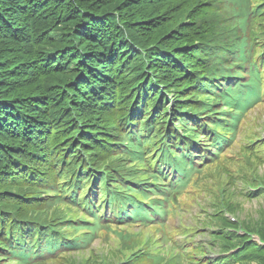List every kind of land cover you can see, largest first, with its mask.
Here are the masks:
<instances>
[{"label": "trees", "instance_id": "obj_1", "mask_svg": "<svg viewBox=\"0 0 264 264\" xmlns=\"http://www.w3.org/2000/svg\"><path fill=\"white\" fill-rule=\"evenodd\" d=\"M257 106L264 9L250 0H0V264H264V208L223 216L264 154L256 133L232 148ZM214 166L205 227L247 232L209 235L240 248L218 261L182 201ZM139 223L154 232L126 231Z\"/></svg>", "mask_w": 264, "mask_h": 264}, {"label": "rangeland", "instance_id": "obj_2", "mask_svg": "<svg viewBox=\"0 0 264 264\" xmlns=\"http://www.w3.org/2000/svg\"><path fill=\"white\" fill-rule=\"evenodd\" d=\"M261 2V0H260ZM252 5H254V3L251 0ZM247 115V119H243L242 120V124L241 126L238 128V132L235 138V142L232 146V148H235L236 146H239L240 143L242 142V144L248 140L250 137H253V133H256L259 138L262 140L264 139V108L263 107H256L251 109ZM249 122L250 125L252 124V128H254V126H256L258 123H261L262 125L257 126L255 128V130H251L252 128L250 127V129L248 130H243V126L245 125V123ZM247 131V132H246ZM235 166L237 167L238 164L236 163ZM258 173L262 174V176L264 177V167H261L257 170ZM208 173H212L213 176L212 177H208V176H204V174H196L194 176V190L197 191L198 193L201 192V190L203 189L204 191H210V193H208V198L211 199V201H209L208 199L202 198L198 205H196L198 207V215L200 218L201 223H198L196 221L193 222V224L196 227V241L200 244H204V245H211L212 243L215 242L214 245H212V248L215 250H219V246L216 244L217 242V238L215 237H211L209 235H212V233L214 231H219L225 232L229 226L226 227V224L224 221H222L221 219L217 218L214 219V221L212 222V224L210 225V227H205V222H206V215L210 214L213 215L215 213V210L217 207V204L220 200L221 197V192H222V188H219L217 186L218 181L221 178V175H219L217 173V167L214 166L211 171H208ZM246 180H250L253 181V178L251 176V173H248V176L246 177ZM238 188H237V187ZM254 186H259V182L256 183ZM234 187H236L234 190L232 189V187H230L228 189V192L225 193V198H227V195L229 194V192L233 191V194H235L236 198H233L232 203L235 204L237 202H241L243 206H241V211L240 209H238V211H240V213H234L232 214L231 217H237L239 219H243L245 217H257L259 216V214H257L260 210V208L264 205V196H260L261 193H263L261 191V188L256 191V193L258 192L257 196L255 198H249L247 195L248 193H250L251 190H249V186H243V182H238V184L234 185ZM194 190H190L192 193H194ZM260 191V192H259ZM231 198V199H232ZM193 198L190 197V195H185L183 197V202H188L190 200H192ZM201 207V208H200ZM204 210H203V209ZM225 212L230 213L231 211H229L227 208L225 209ZM154 226H147V227H142V226H133L130 227L129 230H126L127 232H136L137 229L140 230H145L147 233H153L154 232ZM231 231V230H230ZM140 233V232H139ZM149 237V236H146ZM255 241L258 242L257 238H254ZM106 244H104L102 242V237H97L96 240L93 242L92 247H98V246H105ZM170 247V245H166V247ZM217 251H213V253L210 254V257L213 258H217L214 254H217ZM77 255H80V253H77ZM224 256H228V255H233V252L230 251L227 254H223ZM187 259L185 257L184 262H186ZM217 264V263H215Z\"/></svg>", "mask_w": 264, "mask_h": 264}, {"label": "bare ground", "instance_id": "obj_3", "mask_svg": "<svg viewBox=\"0 0 264 264\" xmlns=\"http://www.w3.org/2000/svg\"><path fill=\"white\" fill-rule=\"evenodd\" d=\"M104 69H105V68H104ZM104 69H103V70H104ZM106 70H107V69H106ZM101 73H102V72H101ZM94 74H95V72H94ZM157 224H158V223H157ZM158 225H159V224H158ZM153 228H154V227H153ZM155 232H156V231H155Z\"/></svg>", "mask_w": 264, "mask_h": 264}]
</instances>
